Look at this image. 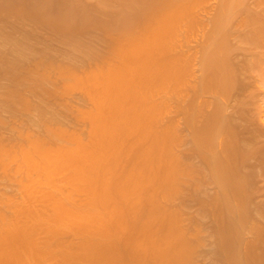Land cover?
Returning a JSON list of instances; mask_svg holds the SVG:
<instances>
[{"label": "bare ground", "instance_id": "obj_1", "mask_svg": "<svg viewBox=\"0 0 264 264\" xmlns=\"http://www.w3.org/2000/svg\"><path fill=\"white\" fill-rule=\"evenodd\" d=\"M16 1L22 7L15 10L13 0L15 12L6 13L0 0V16L54 27L65 36L112 27L116 37L106 54H85L83 66L90 70L81 73L49 57L20 66L16 58L24 64L28 57L22 42L13 44L16 60L0 56L1 69L7 67L0 73L10 71V88L17 89L5 91L8 108L32 111L15 82L33 73V82L27 79L33 86L26 82L30 91L43 94L55 78L60 87L55 93L45 87L44 94L62 100L81 90L93 106L76 113L87 123V142L63 128L60 108L49 116L39 106L41 136L20 131L12 142L0 141V171L23 196L0 200L9 209V215L0 209V264H196L203 228L213 262L264 264V0H217L207 25L198 15L208 0H95V10L64 0L71 16L58 22L43 7L53 0ZM206 26L198 75L196 54L187 47ZM169 100L176 101L173 114L183 117L189 133L187 161L177 150L183 143L177 117L162 123ZM131 151V163L118 168ZM60 177L71 191H64ZM184 187L197 207L190 230L179 209L165 206ZM76 194L84 195L82 203Z\"/></svg>", "mask_w": 264, "mask_h": 264}, {"label": "rangeland", "instance_id": "obj_2", "mask_svg": "<svg viewBox=\"0 0 264 264\" xmlns=\"http://www.w3.org/2000/svg\"><path fill=\"white\" fill-rule=\"evenodd\" d=\"M16 0H14V2H15ZM23 1L24 0H20V2H21V4H23ZM26 1V4H32V5H43V2H44V0L42 1V3H41V0L39 1V0H25ZM24 1V2H25ZM36 1V2H35ZM48 1H50V0H48ZM47 0L44 2L45 3V5L46 4H49V2H48ZM52 1V0H51ZM50 1V2H51ZM57 1V0H56ZM56 1H52L51 3H50V5H51V7L49 6V5H46V6H43L44 7V9H45V7H46V10L45 11H47L48 9L50 10V12H49V10L47 11V12H49V13H52L51 14V16L54 18H56V20L54 19V21H59L60 20V18H63L62 20L64 21L65 20V17L68 15L67 13H68V6L66 5V3L64 4V0H60V1H62L61 3H60V1H59V3H58V1L56 2ZM73 1V2H72ZM81 3H80V2ZM85 1H87V0H66L65 2H67V4L68 5H70L71 6V4L73 5V3H74V5H76V3H77V5L79 4V5H85V6H87L88 8H90V10L91 9H93L94 7H96V5H97V1L95 2V0H88L87 2H85ZM2 2H4V4L7 6H10V8H7L6 7V13H9V11L11 10V9H13V6L14 5H16V6H14L15 8V10H17L16 9V7L19 9V6L20 7H22L21 5H17V1L15 2L16 4H12L13 3V0L11 1V0H1V4H3ZM7 4H6V3ZM19 2V1H18ZM47 2V3H46ZM53 2H54V4H53ZM70 2V3H69ZM56 3H58V4H56ZM93 3V4H92ZM216 3H217V0H208V2L206 1V3H205V5H204V7L202 6L201 7V10H200V8H199V15H198V11H197V15H198V17H199V19L203 22L204 21V23L207 25V22H208V20L210 19V16H212V13H214L213 12V8H214V6H216ZM63 4L65 5V6H63ZM53 5V6H52ZM57 5H58V7L59 8H57ZM60 5V6H59ZM63 7H62V6ZM212 5V6H211ZM49 8H48V7ZM69 6V7H70ZM211 6V7H210ZM61 7V8H60ZM48 8V9H47ZM68 8V9H67ZM72 8V7H71ZM204 8V9H203ZM13 9V11L15 12V10ZM52 9V10H51ZM64 9V10H63ZM209 9V10H208ZM8 10V11H7ZM57 10V11H56ZM70 11H71V9H69ZM93 10H95V8L93 9ZM92 10V11H93ZM118 10H119V8H118ZM203 10V11H202ZM204 10L206 11L205 13H204ZM12 11V12H13ZM63 11V12H62ZM69 11V12H70ZM91 11V12H92ZM11 12V11H10ZM65 12H66V14H65ZM90 12V13H91ZM95 12V11H94ZM94 12H92V13H94ZM210 14H209V13ZM89 13V14H90ZM90 14L91 15V17H94V15L95 14ZM69 14H72V13H69ZM88 14V15H89ZM97 14V13H96ZM116 16H117V14L116 13H114ZM203 14H206V15H204L203 17H202V15ZM5 15V14H4ZM55 15V16H54ZM201 15V16H200ZM57 16V17H56ZM62 16V17H61ZM70 16L71 15H68L67 17L68 18H70ZM74 16V15H73ZM72 16V17H73ZM98 15H95V17H97ZM207 18H206V17ZM72 17H71V19H72ZM205 17V18H204ZM4 18H7V19H4ZM10 18V17H9ZM68 18H66V21H68V22H70V20L68 19ZM109 18V16H107V18L106 17H102L101 19H104V20H107ZM204 18V19H203ZM59 19V20H58ZM68 19V20H67ZM74 19V18H73ZM73 19H72V21H73ZM205 20H207V22L205 21ZM4 21V22H3ZM18 20H16V18H13V17H11L10 19H8V17H3V15L2 16H0V32H2V34H3V38H1L0 37V56H6V57H8L9 59H11V60H16L17 59V61L18 62H22V63H20L21 65L20 66H22V67H25V65L26 66H28V64L30 63V62H32V60H35V59H41L42 57L43 58H47V57H49V58H51V59H53V60H55V61H57L58 60V63H63V65H68V64H73L74 66H76V67H78V71L81 73V72H83L82 70H84V68H85V70H86V68L87 67H89V66H83L84 64H85V59H84V57H85V54L88 52V53H90V52H92L93 51V53H99V54H106L107 52H108V44H110L109 42H112L111 40H114V38L116 37L115 35V32H113V31H111L113 28L111 27V30L109 31H106V30H103V29H100V28H97L96 26L95 27H91L90 26V28H88V29H86L85 28V30H83V32L82 31H80L79 32V30L76 32L75 30V27H77V26H74L75 25V19H74V24H71V25H73L74 27V33H76V34H73V35H69V36H65V35H62L60 32H58L57 30L56 31H54V27L53 28H51V27H49V26H42V25H39V24H37V23H34V22H31V21H29V20H23V21H19V22H17ZM53 21V20H52ZM53 21V22H54ZM61 21V20H60ZM71 21V22H72ZM25 22V23H24ZM13 23V24H12ZM20 23V24H19ZM60 23V22H59ZM58 23V24H59ZM73 23V22H72ZM53 24V23H52ZM15 25V26H14ZM8 26V27H7ZM22 26V27H21ZM51 26H54V25H51ZM55 26H56V23H55ZM93 26V25H92ZM12 27V28H11ZM42 28V29H41ZM60 27H59V25H57V29H59ZM206 28H207V26L205 27V29H204V31H203V34H202V32L200 33H198L197 34V36L196 37H194V40H190L191 41V43L189 42V45H190V47H187V50L189 51V54L191 55V56H193L194 54H196V55H194L193 56V58H192V60H193V72H194V74H198L199 75V72H200V67H199V59H200V53L198 52V50H200V40H201V37H203V35H204V33L205 32H207V30H208V28H207V30H206ZM14 29V30H13ZM52 29H53V31H52ZM116 28L114 27V31H116L115 30ZM45 30V31H44ZM35 31V32H34ZM86 31V32H85ZM104 32V33H103ZM109 32V33H108ZM1 34V35H2ZM102 34V35H101ZM107 34V35H106ZM112 34V35H111ZM200 34H201V36H200ZM7 35V36H6ZM35 35H37V36H35ZM198 35H199V37H198ZM9 36V38L8 39H11L12 41H14V42H12L11 43V41L9 40V42L7 41V40H5V38H7ZM34 36V37H33ZM40 36V37H39ZM80 37V38H79ZM112 37V38H111ZM26 38V39H25ZM62 38V39H61ZM85 38V39H84ZM196 38V39H195ZM99 39V40H98ZM198 39V40H197ZM72 40V41H71ZM34 41V42H33ZM92 41V42H91ZM98 41V42H97ZM193 41V42H192ZM20 42H22L23 43V45H24V48L26 49V51L24 50V52H27V55H26V57H27V61H25L24 62V64H23V61H19L20 59H18V58H16V54H18L13 48H15L14 46H13V44H20ZM70 42V43H69ZM77 43V44H76ZM87 43V44H86ZM198 43V44H197ZM63 44V45H62ZM81 45V46H77V48H76V45ZM195 46H193V45ZM96 46V47H95ZM197 46H198V48H197ZM12 47V48H11ZM95 48V49H94ZM104 48V49H103ZM188 48H190V49H188ZM195 48V49H194ZM48 49V50H47ZM3 50H4V52H3ZM13 50V51H12ZM71 50V51H70ZM16 52V54H15V52ZM82 52V53H81ZM192 52H194V54L192 53ZM197 52H198V54H197ZM252 52H254L255 54H256V52H257V50H255V51H252ZM83 53H84V55H83ZM11 54V55H10ZM243 54V52H239V55H242ZM40 55V56H39ZM49 55V56H48ZM83 55V56H82ZM18 56V55H17ZM195 56H196V58H195ZM60 57V58H59ZM198 57V58H197ZM13 58V59H12ZM16 58V59H15ZM58 58V59H57ZM74 58V59H73ZM196 60V61H195ZM63 61V62H62ZM84 62V63H83ZM67 63V64H66ZM2 64V62H0V66H3V65H1ZM79 65H81V66H79ZM86 65V64H85ZM198 65V66H197ZM5 66V65H4ZM6 67V66H5ZM4 67V68H5ZM4 68H2L1 69V67H0V70L2 71V70H5ZM7 68V67H6ZM83 68V69H82ZM196 68H198V69H196ZM89 70H90V67L88 68ZM88 70V71H89ZM196 72H195V71ZM0 71V72H1ZM199 71V72H198ZM10 72V71H9ZM9 72L7 73V74H9ZM36 74H37V72H35ZM3 74V73H2ZM1 73H0V121L2 122H0V141H2V142H12L13 140H15L16 139V137H17V135H18V132H22V131H28V132H31V133H34L36 136H41L43 133H42V127L40 126H38L37 124H38V119H40V111H39V107H43V108H46L45 109V111H47L46 113L47 114H51L52 113V110H54V112H56V111H58V109H56V111H55V108H60V115L58 116L59 117V121H60V123L63 125V128L67 131V132H72V133H77L78 132V134L79 133H81V135H82V138H83V140H85L86 142H87V130H88V127H87V123L86 122H84L83 120H78V119H76V113L77 112H79V111H84V112H90L91 110H93V106H92V104L86 99V97H84L85 96V94H84V92L83 91H81V90H76V91H73V92H71V93H69V94H67L66 96H63L64 98H61L62 100H56V99H54L53 98V95H52V93H46V94H44V92H45V87H47V88H49L50 89V91L52 90V92L54 91V93L57 91L56 89H58L59 87H60V85L59 84H61V81H58V79H56L55 80V78H54V81H52V82H48V83H46V85L44 84V92H43V90H41L42 92H43V94H41V92H40V94H38L37 93V90L35 91L36 92V94H33V93H35L34 91L32 92V91H30V89L32 88H30L29 87V85L27 84V83H29V82H27L29 79H28V77H32L33 79L34 78H36L37 76H35L34 75V73H33V75L31 74V75H29V76H25V77H23L24 78V80H25V84L26 85H28V87L27 86H25L24 85V83L23 84H19V82L20 81H24L22 78V80H20L19 79V81L18 82H15V83H17L16 85H17V88H20L21 90H23L22 92H23V95H24V97L26 98V99H28V102L29 103H31L32 104V107H33V109H32V111L31 110H29V112L28 111H25V112H23V110H21L20 108H21V106L18 104V106L20 107H18V106H16L17 104H15V106H16V108H15V106H13L12 108H15V109H12L11 108V106L8 108V105H10L9 103H7L6 104V99H5V95H6V93H5V91L6 92H8L9 90H7L8 88H10V86H13L14 85V83L12 82V80L14 81V79H12V78H9L8 76H10V75H7V74H3L2 75ZM198 75H195L196 77L198 76ZM35 76V77H34ZM11 77V76H10ZM32 78H30V79H32ZM11 79V80H10ZM28 79V80H27ZM32 79V80H33ZM18 80V79H17ZM16 81V80H15ZM30 81V80H29ZM27 82V83H26ZM30 82H33V81H30ZM2 83V84H1ZM30 85H32L33 86V83L31 84V83H29ZM50 85V86H49ZM15 86V85H14ZM27 87V88H26ZM6 88V89H5ZM12 88H14L15 90H17L16 89V87H12ZM12 88H10V89H12ZM5 89V90H4ZM30 91V92H28V90ZM1 90H3V91H1ZM13 90V89H12ZM18 91H19V89H18ZM40 90H38V92H39ZM49 91V90H48ZM47 91V92H48ZM263 91V90H262ZM21 92V91H20ZM82 92V93H81ZM264 92V91H263ZM32 93V94H31ZM30 94V95H29ZM51 95V96H50ZM76 95V96H75ZM29 96V97H28ZM41 97V98H40ZM6 98H8V97H6ZM2 99H4V100H2ZM172 99V98H171ZM203 99H207V97H205V98H203ZM9 100V99H8ZM87 100V101H86ZM5 101V102H4ZM43 101H44V103H43ZM170 101V100H169ZM9 102V101H8ZM4 103V104H3ZM176 104V101H170L169 102V105L168 106H171L172 108H170L169 110H170V112L168 111L167 113H166V115L164 116V120H165V122H162L163 124H165L166 123V121H168L169 122V120L172 118V117H177L176 119H177V121H178V125H180L179 127H178V129L180 130V129H183V130H180V136H181V139H183L182 140V142L184 143H181V145L178 147V149L177 150H179V153L178 154H180L181 155V157H183L184 158V160H186V159H188V157H187V155L189 154V150H190V145H189V143H188V138L187 137H189V133H188V130H187V128L186 129H184V128H182V126L183 127H186L185 126V124L184 123H182V122H184L183 121V117L180 115V116H176V114H173V112L175 113V109L173 108L174 106H176L175 104ZM82 104H84V105H82ZM7 106V108H6V106ZM78 105V106H77ZM39 106V107H38ZM49 106V107H48ZM38 109V111H36V108ZM81 107V108H80ZM53 108V109H52ZM8 109H11L10 111L8 110ZM80 109V110H79ZM172 109V110H171ZM13 110V111H12ZM78 110V111H77ZM68 111V112H67ZM59 112V111H58ZM50 114H49V116H50ZM59 114V113H58ZM75 115V116H74ZM63 116V117H62ZM65 116V117H64ZM17 117V118H16ZM27 117V118H26ZM67 117V118H66ZM181 117V118H180ZM13 118V119H12ZM73 119V120H72ZM74 119H76V120H74ZM263 119V118H262ZM15 120V121H14ZM41 120V119H40ZM39 120V121H40ZM163 120V121H164ZM180 120V121H179ZM29 121V122H28ZM62 121V122H61ZM21 123V124H20ZM68 124V125H67ZM78 124V125H77ZM167 124V123H166ZM182 124V125H181ZM184 124V125H183ZM40 125V124H39ZM8 126V127H7ZM11 127V128H10ZM27 128V129H26ZM72 128V129H71ZM22 129V130H21ZM83 129V130H82ZM36 130V131H35ZM78 130V131H77ZM184 130H186V131H184ZM8 131V132H7ZM17 131V132H16ZM41 131V132H40ZM184 132H186V133H184ZM85 133V134H84ZM188 133V134H187ZM182 135L184 136V137H182ZM187 135V136H186ZM84 136V137H83ZM86 136V137H85ZM6 137V138H5ZM9 138V139H8ZM187 138V139H186ZM129 140V139H128ZM127 140V141H128ZM186 140V141H185ZM185 141V142H184ZM129 143H131V140H129L128 141ZM185 148H186V150H185ZM182 149H183V151L184 152H186V153H184L183 151H182ZM180 150H181V152H180ZM178 152V151H177ZM187 152H188V154H187ZM130 154H132V156H130ZM185 154H187V155H185ZM133 157H134V152H129V153H127V154H125V156H123V158H121V160L119 161V167L118 168H124V167H126V165L128 166L130 163H131V161H132V159H133ZM186 158V159H185ZM124 159H126V160H124ZM130 159H131V161H130ZM183 160V159H182ZM189 160V159H188ZM122 161V162H121ZM126 161V162H125ZM130 163H129V162ZM187 161V160H186ZM128 162V164H126ZM183 162H185V161H183ZM186 163V162H185ZM122 166H121V165ZM121 166V167H120ZM0 173H1V171H0ZM113 175V176H112ZM112 175H111V177H115V174H114V171L112 172ZM60 181H59V183H62L63 182V180H64V178H62V177H60V179H59ZM9 181V182H8ZM10 181L11 180H6V178H4L3 177V175H2V173L0 174V200L2 199V198H13V200H16V201H20L21 200V198L23 197L22 195H21V191H20V187H18V185L16 184V185H13L14 183H13V181H12V183H10ZM3 182V183H2ZM63 185V186H62ZM62 185H61V187H63V189L64 188H66L64 191H68V190H70V188H68V187H66V185L64 184V182L62 183ZM68 188V189H67ZM11 190V191H10ZM39 191H40V189H38ZM42 190H44V189H42ZM18 191V192H17ZM20 191V192H19ZM71 191V190H70ZM205 192H206V190H205ZM44 193H46L45 192V190H44V192H41V195H43ZM66 193H69V192H66ZM186 193H188V190L186 189V187H184L183 188V190L181 191V193H179V196L177 197V198H175V200H173L172 202H168V203H166L165 204V206H166V208L167 209H171V210H174V209H179V211H181V217H182V224H183V227L184 228H186V230H187V228H188V230H190L191 229V227H192V220H190V219H193V217H194V215H195V213H196V211H197V207H194L195 205L193 204V203H191V201H190V196H189V193L188 194H186ZM12 197H11V196ZM20 197V198H19ZM78 197V198H77ZM74 199H75V201H77V202H83L84 201V199H85V197H84V195L83 194H76L75 196H74ZM77 199V200H76ZM178 199H179V201H178ZM12 200V199H11ZM190 202H189V201ZM179 202V203H178ZM169 204V205H168ZM178 204V205H177ZM167 205H168V207H167ZM177 205V206H176ZM193 205V206H192ZM192 208V209H191ZM196 208V209H195ZM0 209H1V211L2 212H4V213H6V215H9V213L7 214V212H8V210L9 209H6V208H3L2 207V205L0 204ZM7 211V212H6ZM192 211H193V213H192ZM188 212V213H187ZM11 213V212H10ZM187 213V214H186ZM187 216V217H186ZM185 217V218H184ZM192 217V218H191ZM184 219V220H183ZM190 220V221H189ZM200 220V221H199ZM198 221L200 222V224H203L202 223V221H204V219H202L201 220V218H198ZM190 222V223H189ZM205 223H207L206 221H205ZM129 225V224H128ZM127 225V231H125V240H127L128 238H129V236L128 235H130L129 234V229H130V225L128 226ZM207 225V224H206ZM191 226V227H190ZM203 226H205L204 224H203ZM206 231L207 230H204V228H203V231H202V233H201V238L203 239V245H201L200 246V248L198 249V253H197V261H196V264H219V263H215V262H213L212 261V258H211V255L208 253V251H210V248L208 247V237L209 236H207V234L208 233H206ZM131 233H132V230H131ZM128 234V235H127ZM70 236V237H69ZM69 236H67V242H68V240H69V242H72V240H74V237L72 236V235H69ZM73 238V239H72ZM123 238H124V236H123ZM65 239V238H64ZM63 239V240H64ZM206 240V241H205ZM62 242H65V241H62ZM205 243V244H204ZM207 243V244H206ZM65 244H68V243H65ZM69 244H71V243H69ZM207 245V246H206ZM205 246V247H204ZM208 247V248H207ZM203 248V249H202ZM201 249V250H200ZM200 251V252H199ZM207 251V252H206ZM200 254V255H199ZM207 255V256H206ZM210 257H209V256ZM212 257H215V256H212ZM211 258V259H210ZM209 259V260H208ZM199 260V261H198ZM202 262V263H201ZM221 264V263H220Z\"/></svg>", "mask_w": 264, "mask_h": 264}]
</instances>
